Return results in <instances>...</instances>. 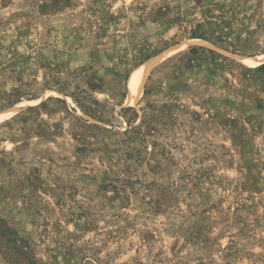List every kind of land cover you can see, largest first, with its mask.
Instances as JSON below:
<instances>
[{
	"label": "rangeland",
	"instance_id": "1",
	"mask_svg": "<svg viewBox=\"0 0 264 264\" xmlns=\"http://www.w3.org/2000/svg\"><path fill=\"white\" fill-rule=\"evenodd\" d=\"M262 65L264 0H0V264H264Z\"/></svg>",
	"mask_w": 264,
	"mask_h": 264
},
{
	"label": "bare ground",
	"instance_id": "2",
	"mask_svg": "<svg viewBox=\"0 0 264 264\" xmlns=\"http://www.w3.org/2000/svg\"><path fill=\"white\" fill-rule=\"evenodd\" d=\"M155 65V63L148 62L146 65H144L142 68L138 69L131 81V92L132 95L135 97H140L142 94V86L143 83L145 82L146 77L148 76L149 72L151 71V68ZM131 101V100H130ZM6 114L5 116L0 115V123H2L6 119H10L12 116Z\"/></svg>",
	"mask_w": 264,
	"mask_h": 264
},
{
	"label": "trees",
	"instance_id": "3",
	"mask_svg": "<svg viewBox=\"0 0 264 264\" xmlns=\"http://www.w3.org/2000/svg\"><path fill=\"white\" fill-rule=\"evenodd\" d=\"M207 50H205V49H197V48H193V49H191V51H190V53L192 54V55H198L200 52H206ZM211 54H213L212 52H210ZM256 70V72H258V73H264V65H262V66H260V67H258V68H256L255 69Z\"/></svg>",
	"mask_w": 264,
	"mask_h": 264
}]
</instances>
